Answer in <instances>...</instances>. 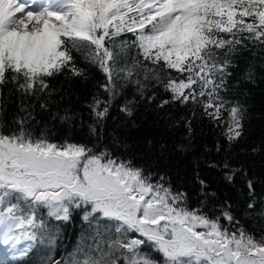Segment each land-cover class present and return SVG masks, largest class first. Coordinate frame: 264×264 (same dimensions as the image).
<instances>
[{"label": "snow or ice", "instance_id": "1", "mask_svg": "<svg viewBox=\"0 0 264 264\" xmlns=\"http://www.w3.org/2000/svg\"><path fill=\"white\" fill-rule=\"evenodd\" d=\"M258 85L264 0H0V264H50L39 246L76 215L79 241L57 264H264V141L246 130ZM119 99L124 128L141 107L163 113L177 140L143 144L190 169L116 155L105 140L128 146L108 126ZM204 118L221 129L211 148Z\"/></svg>", "mask_w": 264, "mask_h": 264}, {"label": "trees", "instance_id": "2", "mask_svg": "<svg viewBox=\"0 0 264 264\" xmlns=\"http://www.w3.org/2000/svg\"><path fill=\"white\" fill-rule=\"evenodd\" d=\"M95 78H99V74L93 73ZM128 94L131 95V89H128ZM157 94L160 98H167V94L162 89L157 90ZM86 92H77L72 97L73 106L77 111L82 112L85 119H87V109L84 104L87 101ZM248 107V119L246 123L247 138L249 142L260 143L264 141V85L254 86L248 96L246 97ZM123 103V99H119L112 109V116L115 119L108 121L109 130L119 128L121 132L125 133L128 138V146L122 147L118 143H113L111 140H105V144L109 147H113L115 154L118 156H130L134 159V162L139 165H145L159 171L165 168L170 173L174 171H187L190 169L191 164L189 159H184L176 153H172L159 162V158L151 153L146 146L143 144V137L154 138L157 141H166L171 144L177 140V135L174 131L166 126L165 120L161 119L163 113L157 114L152 108L141 107L137 113L136 124L137 128H132L129 122L127 128L123 127L125 122L124 117L119 113V105ZM172 115L183 114V109L179 111L173 106L171 109ZM59 129V125L56 126ZM219 128H214L207 118H204L202 123L197 127V138L201 144H206L209 148L212 147L213 143L220 137ZM208 159H217L220 157L215 152L210 153ZM257 172L260 171L259 161L254 165ZM203 175L207 176L213 187L220 191L221 197L231 196L236 198V193L223 187L220 183L217 174L209 170L208 168L203 169ZM186 191L190 192L192 206L197 205L199 197L197 196L196 189L193 186V182L189 178V182ZM258 191L261 189L258 187ZM241 223L247 227L250 221L241 219ZM81 220L79 216L73 217V221L68 224L60 225V233L54 244H45L39 246L41 256L44 260L49 261L50 264H57L58 261L67 260L70 253L75 249L82 230Z\"/></svg>", "mask_w": 264, "mask_h": 264}]
</instances>
